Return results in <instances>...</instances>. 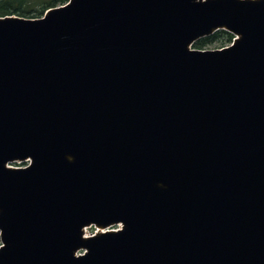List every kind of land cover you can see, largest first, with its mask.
I'll return each mask as SVG.
<instances>
[{
  "label": "water",
  "instance_id": "water-1",
  "mask_svg": "<svg viewBox=\"0 0 264 264\" xmlns=\"http://www.w3.org/2000/svg\"><path fill=\"white\" fill-rule=\"evenodd\" d=\"M68 2L0 17V264H264V0Z\"/></svg>",
  "mask_w": 264,
  "mask_h": 264
},
{
  "label": "trees",
  "instance_id": "trees-1",
  "mask_svg": "<svg viewBox=\"0 0 264 264\" xmlns=\"http://www.w3.org/2000/svg\"><path fill=\"white\" fill-rule=\"evenodd\" d=\"M69 0H0V17L15 15L28 19L41 18L45 11L62 6ZM233 36L223 30L197 40L192 48L204 50L208 46L217 45L225 47L231 43Z\"/></svg>",
  "mask_w": 264,
  "mask_h": 264
},
{
  "label": "rangeland",
  "instance_id": "rangeland-1",
  "mask_svg": "<svg viewBox=\"0 0 264 264\" xmlns=\"http://www.w3.org/2000/svg\"><path fill=\"white\" fill-rule=\"evenodd\" d=\"M195 49V48H193ZM215 49H221L220 46H217V45H211V46H208L205 50H215ZM13 167H24L25 165L21 162H17V163H14L12 164ZM113 229H118L119 228V225L118 226H114L112 227ZM96 233V228L94 227H90L86 230L85 234L87 235H90V234H94Z\"/></svg>",
  "mask_w": 264,
  "mask_h": 264
},
{
  "label": "bare ground",
  "instance_id": "bare-ground-1",
  "mask_svg": "<svg viewBox=\"0 0 264 264\" xmlns=\"http://www.w3.org/2000/svg\"><path fill=\"white\" fill-rule=\"evenodd\" d=\"M96 232L99 233V232H102V230L97 228Z\"/></svg>",
  "mask_w": 264,
  "mask_h": 264
}]
</instances>
